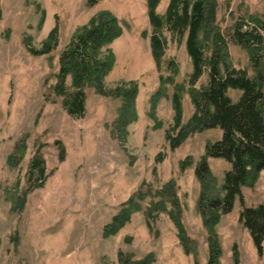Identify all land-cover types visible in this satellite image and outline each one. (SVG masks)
<instances>
[{"label":"rangeland","instance_id":"374dc122","mask_svg":"<svg viewBox=\"0 0 264 264\" xmlns=\"http://www.w3.org/2000/svg\"><path fill=\"white\" fill-rule=\"evenodd\" d=\"M215 1L217 24L228 40L225 62L250 77L264 71V58L257 68L249 48L232 38L239 22L264 24V0ZM169 3L161 1V16ZM0 7V264H121V253L133 260L155 253L153 264H209V234L197 206L201 183L195 171L206 145L223 134L219 128H194L196 107L188 90L194 64L187 34L178 36L165 24L159 64L151 47L147 0H99L92 6L89 0H1ZM105 11L123 26V34L108 46L116 58L105 89L138 84V119L123 136L117 129L122 97L103 94L88 83L83 88L85 112L75 116L68 110L69 94L78 87L72 75L64 92L58 88L62 52L80 27ZM55 26L56 47L38 52ZM220 61L224 71L227 63ZM209 71L204 69L194 88L209 83ZM161 77L168 79L166 94L153 103ZM181 84L186 88L177 123L173 97ZM229 91L234 100L242 93ZM187 158L192 165L183 169ZM208 163L221 185L231 164L214 157ZM170 183L180 198L190 251L168 213L151 220L146 214L159 199L158 190ZM242 191L246 206L262 203L264 171ZM133 196L142 209L115 235L106 236L105 226ZM234 205L216 224L223 248L220 264H235V251L239 264H264V253L259 254L241 222L244 205L239 199Z\"/></svg>","mask_w":264,"mask_h":264},{"label":"trees","instance_id":"16d2710c","mask_svg":"<svg viewBox=\"0 0 264 264\" xmlns=\"http://www.w3.org/2000/svg\"><path fill=\"white\" fill-rule=\"evenodd\" d=\"M98 1L89 0V4L92 6ZM161 1L147 0L149 22L153 27L151 47L155 59L160 64L164 54L162 31L165 24L178 36L187 34L186 46L194 64L190 76L192 88L188 89L196 107L194 128L196 130L219 128L223 134L221 138L206 145V153L198 162L195 171L201 183L197 206L209 234L208 263L220 264L223 248L216 224L222 213L234 209V203L238 199L241 205H244L240 213L241 222L251 233L259 254L263 255L264 201L256 207L246 206L242 188L255 185L260 173L264 171V71H258L250 77L245 69H236L231 63L225 62L229 58L228 40L216 21L218 6L215 0H170L165 16L158 12ZM122 34L123 26L120 20L110 11L100 13L89 24L80 27L72 36L67 49L62 52L58 88L64 92L65 80L68 75H72L73 82L78 87L75 92L69 94L68 110L75 116H82L85 112L86 96L83 88L88 83L103 94L122 97L117 129L119 135L123 136L128 133V126L138 119L136 108L138 84L130 82V85L120 84L113 91L105 89V78L114 68L116 58L108 46ZM232 34L235 42L249 48L255 66L263 67L264 24L239 22ZM57 37L58 27L55 26L44 48L38 52H51L58 43ZM206 47L210 49V54H206ZM221 58L227 63L224 71L221 69ZM206 67H210L209 83L204 87L194 88ZM160 79V89L153 96V103L166 94L165 86L168 79L162 77ZM170 79L174 81L173 77ZM185 88V84L178 85L174 92L173 105L176 109L177 123L182 119V94ZM229 90H240L242 93L234 100ZM212 157L231 164L224 173L221 185L208 163V159ZM191 163V158H187L181 164L184 169L192 165ZM44 173L45 168L42 167L41 175ZM157 193L159 199L148 207L146 213L148 220L154 219L155 215L161 212L168 213L178 228L184 248L190 251V239L182 221L183 210L173 183H170V187L158 190ZM141 209L136 197L130 198L105 226V235H115L129 223L133 214ZM149 222L151 224V221ZM120 260L121 264H153L156 254L150 253L141 260H133L125 253H121ZM234 262L239 264L237 251L234 254Z\"/></svg>","mask_w":264,"mask_h":264}]
</instances>
